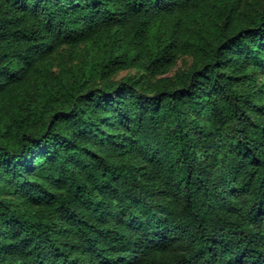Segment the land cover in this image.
I'll list each match as a JSON object with an SVG mask.
<instances>
[{
  "label": "trees",
  "instance_id": "16d2710c",
  "mask_svg": "<svg viewBox=\"0 0 264 264\" xmlns=\"http://www.w3.org/2000/svg\"><path fill=\"white\" fill-rule=\"evenodd\" d=\"M215 1L0 0V264H264V9L183 42Z\"/></svg>",
  "mask_w": 264,
  "mask_h": 264
},
{
  "label": "rangeland",
  "instance_id": "374dc122",
  "mask_svg": "<svg viewBox=\"0 0 264 264\" xmlns=\"http://www.w3.org/2000/svg\"><path fill=\"white\" fill-rule=\"evenodd\" d=\"M224 7L231 8L235 12H238L241 18H245L260 14L264 9V0H216L212 2L210 9L203 12L199 17H191L181 23L179 29H182L184 32L182 37L183 42H187V39L196 32L202 33L205 35V40L211 42L212 31H216L217 28L223 26L222 21L225 17H220L219 11H223ZM201 43H203L202 40ZM97 51L98 44L94 41L60 48L51 59V71L55 75L66 73L70 68L81 64L84 60L89 61L93 59ZM204 62L205 60L201 56L182 52L177 55L167 72L162 76L154 78L137 70L135 67H130L129 69L120 71L114 77V81L118 82L134 77L140 81V87L145 90L148 86L152 85H175V82H178L182 76L201 66Z\"/></svg>",
  "mask_w": 264,
  "mask_h": 264
}]
</instances>
